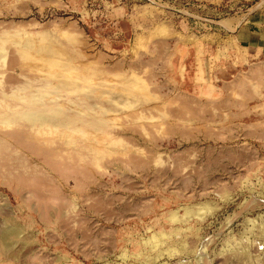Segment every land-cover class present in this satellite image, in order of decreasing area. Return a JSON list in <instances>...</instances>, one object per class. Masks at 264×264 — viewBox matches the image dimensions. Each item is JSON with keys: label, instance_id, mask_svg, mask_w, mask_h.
Instances as JSON below:
<instances>
[{"label": "rangeland", "instance_id": "obj_1", "mask_svg": "<svg viewBox=\"0 0 264 264\" xmlns=\"http://www.w3.org/2000/svg\"><path fill=\"white\" fill-rule=\"evenodd\" d=\"M0 264H264V0H0Z\"/></svg>", "mask_w": 264, "mask_h": 264}, {"label": "bare ground", "instance_id": "obj_2", "mask_svg": "<svg viewBox=\"0 0 264 264\" xmlns=\"http://www.w3.org/2000/svg\"><path fill=\"white\" fill-rule=\"evenodd\" d=\"M20 231L16 227H8L4 232L0 233V245L1 247H7L11 245L12 239H14Z\"/></svg>", "mask_w": 264, "mask_h": 264}]
</instances>
